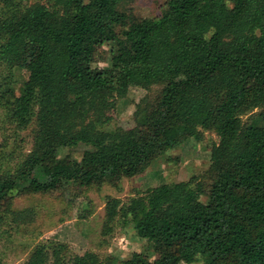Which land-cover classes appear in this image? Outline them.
I'll use <instances>...</instances> for the list:
<instances>
[{
    "label": "trees",
    "instance_id": "16d2710c",
    "mask_svg": "<svg viewBox=\"0 0 264 264\" xmlns=\"http://www.w3.org/2000/svg\"><path fill=\"white\" fill-rule=\"evenodd\" d=\"M4 1L0 108L17 135L30 129L32 148L0 166V223L34 221L14 208L16 195L121 190L211 131L207 170L127 201L108 195L103 233L121 223L156 244V258L133 251L120 264H264V0H166L154 17L136 15L134 0ZM109 42L110 66L96 67ZM133 85L161 90L143 97L129 127L108 129ZM81 143L92 149L79 159L60 156ZM117 261L47 241L25 264Z\"/></svg>",
    "mask_w": 264,
    "mask_h": 264
},
{
    "label": "rangeland",
    "instance_id": "374dc122",
    "mask_svg": "<svg viewBox=\"0 0 264 264\" xmlns=\"http://www.w3.org/2000/svg\"><path fill=\"white\" fill-rule=\"evenodd\" d=\"M14 1L24 3L27 0ZM165 1L134 0L132 7L134 13L140 17H154L160 13L161 5ZM6 8V2L0 0V14ZM113 48L114 42L106 43L100 49L98 61L94 65L109 67ZM3 70L0 68V75ZM160 90L161 87L148 90L141 85H133L128 97L119 100L116 107L109 111L113 118L108 129L129 127L137 104L145 96L157 97ZM5 119L6 113L0 108V166L13 168L31 150L32 138L30 129L21 130L17 135L14 128H9ZM218 141V135L211 131L205 132L202 141L189 139L182 147L161 157L144 173L135 178L124 179L121 190L105 184L100 188L85 190L80 196H75L74 191L26 192L16 195L14 208L33 210L35 219L27 225L13 223L10 218L0 223V263L25 264L33 248L47 241L66 243L72 254L90 251L97 253L106 262L110 258L118 260L114 264H120V261L129 258L133 251H142L150 259L156 258V244L138 237L132 226L124 227L118 223L112 233H103L106 197L111 195L127 201L136 194L145 193L147 188L163 182L187 181L209 168V145ZM87 149H92V146L81 143L62 147L60 156L69 153L73 158L79 159ZM202 201L207 202V197H202ZM227 247V241L223 240L219 245V252L225 254Z\"/></svg>",
    "mask_w": 264,
    "mask_h": 264
}]
</instances>
